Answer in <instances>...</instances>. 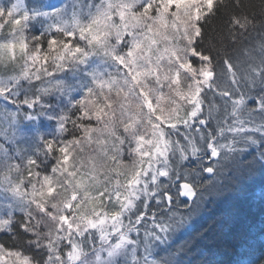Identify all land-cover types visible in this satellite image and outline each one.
Instances as JSON below:
<instances>
[{
    "label": "snow or ice",
    "instance_id": "6c2138e0",
    "mask_svg": "<svg viewBox=\"0 0 264 264\" xmlns=\"http://www.w3.org/2000/svg\"><path fill=\"white\" fill-rule=\"evenodd\" d=\"M257 172L264 0H0V264H264Z\"/></svg>",
    "mask_w": 264,
    "mask_h": 264
},
{
    "label": "trees",
    "instance_id": "16d2710c",
    "mask_svg": "<svg viewBox=\"0 0 264 264\" xmlns=\"http://www.w3.org/2000/svg\"><path fill=\"white\" fill-rule=\"evenodd\" d=\"M248 198L242 206V235L246 237L253 249L259 250L264 246V202L261 194L264 193V173L257 172L247 184ZM228 244L222 243L213 249L211 254L205 253L203 258L213 261H224L238 259L237 252L243 251L236 247L235 238H227Z\"/></svg>",
    "mask_w": 264,
    "mask_h": 264
}]
</instances>
